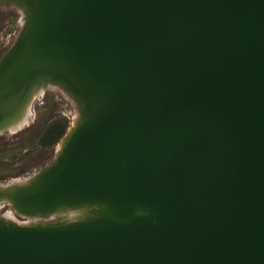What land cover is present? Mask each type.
Segmentation results:
<instances>
[{
    "label": "water",
    "instance_id": "1",
    "mask_svg": "<svg viewBox=\"0 0 264 264\" xmlns=\"http://www.w3.org/2000/svg\"><path fill=\"white\" fill-rule=\"evenodd\" d=\"M0 133L51 84L79 118L0 184V264H264V0H0Z\"/></svg>",
    "mask_w": 264,
    "mask_h": 264
},
{
    "label": "rangeland",
    "instance_id": "2",
    "mask_svg": "<svg viewBox=\"0 0 264 264\" xmlns=\"http://www.w3.org/2000/svg\"><path fill=\"white\" fill-rule=\"evenodd\" d=\"M25 19L24 11L18 6L13 4L0 6V61L21 35L25 26ZM37 90L30 103L31 105L28 107L30 109L27 110L26 117L24 116V120L27 122L26 126L15 134L8 132L0 133V151H19L28 147L29 141L35 135V131L40 130L43 124L46 123V116L49 110H52L53 114L62 115L69 120L70 125L68 130L73 126L74 120L78 119L80 114L78 105L63 89L61 90L57 86L46 84L40 86ZM58 148L59 144L43 153L23 154L20 158L14 159L12 161L14 165L0 170V175L5 172L10 173V171L18 168H27V170L18 177L0 180V184L7 185L18 180L24 182L29 180V178L31 179L55 159ZM0 218L12 220L20 224L29 222V220L18 215L13 206L7 202L0 204Z\"/></svg>",
    "mask_w": 264,
    "mask_h": 264
},
{
    "label": "trees",
    "instance_id": "3",
    "mask_svg": "<svg viewBox=\"0 0 264 264\" xmlns=\"http://www.w3.org/2000/svg\"><path fill=\"white\" fill-rule=\"evenodd\" d=\"M46 123L43 124L40 130L35 131L34 137L29 141V146L14 151H0V170L7 169L9 166H13L12 162L14 159L20 158L23 154H30L35 152H45L53 149L59 144L63 136L66 134L70 122L69 120L58 114H53L52 110L48 111L46 116ZM29 132V131H28ZM27 168H18L16 170L10 171V173L5 172L0 175V180H7L8 178L18 177ZM7 173V174H6Z\"/></svg>",
    "mask_w": 264,
    "mask_h": 264
},
{
    "label": "bare ground",
    "instance_id": "4",
    "mask_svg": "<svg viewBox=\"0 0 264 264\" xmlns=\"http://www.w3.org/2000/svg\"><path fill=\"white\" fill-rule=\"evenodd\" d=\"M3 6V5H2ZM6 8V7H5ZM53 86V85H52ZM49 87V86H48ZM48 89V88H47ZM62 90V89H61ZM39 91V90H37ZM40 92V91H39ZM64 92V91H63ZM36 94V93H35ZM74 100V99H73ZM77 104V103H76ZM31 105V104H30ZM77 107V106H76ZM30 109V108H29ZM28 109V110H29ZM78 116V115H77ZM26 117V115H25ZM24 117V118H25ZM79 118V117H78ZM77 122V119L74 120V124L75 125ZM27 123V122H26ZM15 134V133H14ZM33 178V177H32ZM30 179V178H29ZM5 216V215H4ZM76 216H78V213L76 212H73V213H64V214H61V215H56V216H52V218L50 219H46V218H43V217H33V218H28V217H24V216H21L23 218H25L26 220H29V222L25 223V224H31V223H40V222H48L50 220H57L59 218H64V219H71V218H75ZM24 224V223H22Z\"/></svg>",
    "mask_w": 264,
    "mask_h": 264
},
{
    "label": "built area",
    "instance_id": "5",
    "mask_svg": "<svg viewBox=\"0 0 264 264\" xmlns=\"http://www.w3.org/2000/svg\"><path fill=\"white\" fill-rule=\"evenodd\" d=\"M23 218V217H22Z\"/></svg>",
    "mask_w": 264,
    "mask_h": 264
}]
</instances>
